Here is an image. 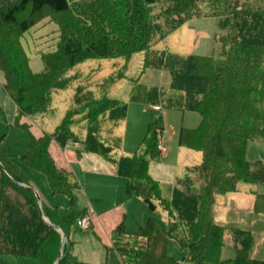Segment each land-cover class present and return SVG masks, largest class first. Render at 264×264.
<instances>
[{
  "label": "trees",
  "instance_id": "trees-1",
  "mask_svg": "<svg viewBox=\"0 0 264 264\" xmlns=\"http://www.w3.org/2000/svg\"><path fill=\"white\" fill-rule=\"evenodd\" d=\"M43 15L60 16L63 23H58L57 48L40 54L43 70L34 73L22 38ZM204 17L227 18L232 23L222 58L182 57L148 47L156 35L164 39L186 21ZM7 37H13V44ZM139 53L144 55V69L167 71L171 89L181 93L164 103L166 108L201 116L198 128L180 131L179 143L200 154L203 162L186 169L180 183L184 202L179 204L165 197L149 175L158 157L155 133L141 157L135 154L118 163V176L129 182L128 195L140 197L153 213L166 205L168 209H163L171 218L170 212L177 210L174 220L180 221L186 234L175 239L186 253L178 261L167 254L170 230L150 220L131 234L125 230L124 219L113 231V249L121 264H264L249 257L252 232L218 223L212 212L215 194L234 192L239 182L264 185V165L246 159L249 142H264V0H0L2 87L17 110L18 125L28 133L29 126L19 120L48 111L52 95L68 87L70 69L88 59L129 61ZM30 89L35 93L28 97ZM52 140L62 147L70 140L79 144L65 125L53 136L36 138L29 133L25 159L32 170L46 177L53 195L70 198L72 213L67 219L36 198L24 173L2 154L0 139V264H9L4 256L40 264H57L59 259V264H81L71 254L68 240L70 227L80 217L76 211L79 187L72 174L58 168L50 156ZM84 150L110 160L89 138ZM257 204L264 208V195H257ZM228 238L236 256L222 260Z\"/></svg>",
  "mask_w": 264,
  "mask_h": 264
},
{
  "label": "rangeland",
  "instance_id": "rangeland-1",
  "mask_svg": "<svg viewBox=\"0 0 264 264\" xmlns=\"http://www.w3.org/2000/svg\"><path fill=\"white\" fill-rule=\"evenodd\" d=\"M58 23H63L62 17L43 15L23 35L22 45L34 73L43 70L40 54L51 53L57 48ZM231 25L227 18H192L164 39L156 35L153 45L148 47L182 57L222 58L231 35ZM8 42L13 44V37H9ZM9 43L4 44L7 46ZM143 59V53H139L129 61L126 58L83 61L68 71L69 85L52 95L48 111L19 120L29 126V133L36 138L44 134L53 136L65 125L68 133L79 140V144L70 140L63 147L52 140L48 150L56 166L70 172L79 187L76 191V211L80 217L70 227L68 240L71 254L81 264H121L113 249V231L123 216L125 230L131 234L138 233L150 220L170 230L167 253L178 259L182 256L175 239L177 236L184 239L186 234L180 221L174 220L177 210L170 212L171 218L164 211L168 209L166 205L158 206L155 213L151 212L140 197L128 195L129 182L117 173V165L122 159L135 154L138 158L147 151V140L155 133L158 157L151 163L149 175L158 183L165 197L175 199L179 204L184 202L180 183L186 169L203 162L200 154L179 143L180 131L198 128L201 116L166 108L165 105L181 93L171 89V77L167 71L144 69ZM4 81L0 71L2 154L24 173L45 207L57 210L63 219H67L72 213L70 198L53 195L46 177L32 170L25 159L29 151V133L17 123V110L3 90ZM30 90L28 97L35 93V89ZM104 104L105 109H101ZM150 125L154 127L151 129ZM90 131L93 136L89 135ZM88 138L107 152L109 161L104 156L84 150ZM159 146L165 150H160ZM246 159L251 164L261 162L264 165V142H249ZM257 194L264 195V185L239 182L234 192L223 190L214 195L212 212L218 223L250 230L254 243L249 257L264 260V214L256 213V209L263 212L264 208L257 204V200L255 202ZM247 196H253L254 203L243 206L241 200L246 199L247 203ZM241 207L252 209L251 214L241 213ZM84 215L92 217V226L88 230L77 226ZM43 218L49 222L47 217ZM62 239L67 246V238L63 235ZM235 256L228 238L227 245L222 248L221 259L229 260ZM4 259L9 264H40L28 258L4 256Z\"/></svg>",
  "mask_w": 264,
  "mask_h": 264
},
{
  "label": "crops",
  "instance_id": "crops-1",
  "mask_svg": "<svg viewBox=\"0 0 264 264\" xmlns=\"http://www.w3.org/2000/svg\"><path fill=\"white\" fill-rule=\"evenodd\" d=\"M258 195V194H257ZM248 197V199H247V203H246V199H242L241 200V203H242V205L243 206H245V205H251V204H253L254 202V198H252L253 196H247ZM255 197V202H256V200H257V197H256V195L254 196ZM240 209V212L241 213H244L245 215L246 214H251V211H252V209H250V208H239ZM251 210V211H250ZM84 218L85 217H88V218H90L91 219V221H92V217H90V216H88V215H84L83 216ZM83 217H81V218H83ZM125 219V216H123V219L121 220V221H119L118 222V224L117 225H119L123 220ZM91 226H92V222H91ZM253 234V233H252ZM177 244V243H176ZM178 245V244H177ZM180 248V247H179ZM182 251V250H181ZM168 254V253H167ZM169 256H171L170 254H168ZM171 257H173V256H171ZM186 257V253H184L183 251H182V256H181V258H175V257H173V258H175L176 260H178V261H181L183 258H185Z\"/></svg>",
  "mask_w": 264,
  "mask_h": 264
},
{
  "label": "built area",
  "instance_id": "built-area-1",
  "mask_svg": "<svg viewBox=\"0 0 264 264\" xmlns=\"http://www.w3.org/2000/svg\"><path fill=\"white\" fill-rule=\"evenodd\" d=\"M159 149L164 151L165 149H162L161 146H159ZM77 226L79 229L82 230H88L91 226V219L88 217L82 218L80 221H78Z\"/></svg>",
  "mask_w": 264,
  "mask_h": 264
},
{
  "label": "water",
  "instance_id": "water-1",
  "mask_svg": "<svg viewBox=\"0 0 264 264\" xmlns=\"http://www.w3.org/2000/svg\"><path fill=\"white\" fill-rule=\"evenodd\" d=\"M33 191H34V190H33ZM35 195H36V198H37L38 200H40L39 196H38L36 193H35ZM44 221H45L46 224L50 225L49 222L46 221L45 219H44ZM59 262H60V259L58 260V263H57V264H59Z\"/></svg>",
  "mask_w": 264,
  "mask_h": 264
}]
</instances>
